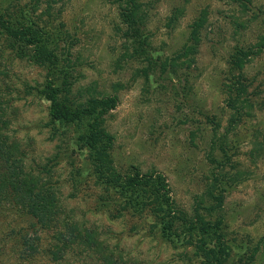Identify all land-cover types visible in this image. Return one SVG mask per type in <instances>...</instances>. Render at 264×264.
Returning <instances> with one entry per match:
<instances>
[{
  "label": "rangeland",
  "instance_id": "1",
  "mask_svg": "<svg viewBox=\"0 0 264 264\" xmlns=\"http://www.w3.org/2000/svg\"><path fill=\"white\" fill-rule=\"evenodd\" d=\"M144 2L148 18L140 42L150 43L153 59L176 55L188 42L192 23L207 10L191 69L162 74L136 57L138 42L128 36L114 0H0V13L35 22L58 55L56 68L38 65L31 48L13 47L0 30V131L15 146L28 177L50 190L59 207L56 226L42 228L12 203L1 206L0 264H203L194 247L166 237L152 216L122 211L116 190L98 182L81 140L91 120L67 124L50 117L42 90L49 81L61 87L64 80L69 89L62 97L74 106L94 97L117 99L104 127L113 136L111 156L122 174L164 175L176 204L188 214L213 173L220 175L222 188L229 186L216 215L224 220L226 264H264V109L256 108L230 134L226 157L211 123L219 122L218 133L224 134L231 114L225 85L236 74L233 54L264 37V0ZM244 76L249 93L264 99V47ZM70 224L82 235L90 232L97 245L80 239L55 260L64 241L58 233ZM27 239L36 252L27 249Z\"/></svg>",
  "mask_w": 264,
  "mask_h": 264
},
{
  "label": "trees",
  "instance_id": "2",
  "mask_svg": "<svg viewBox=\"0 0 264 264\" xmlns=\"http://www.w3.org/2000/svg\"><path fill=\"white\" fill-rule=\"evenodd\" d=\"M144 1L114 0L119 6L123 23L130 28L131 35L128 36L134 42H138L136 57H143L150 68L158 67L162 74L170 72L178 75L186 69H191L195 64V56L200 45L201 31L208 21L207 10H203L199 18L192 23L188 42L176 55L165 60L153 59L147 53L150 43L140 42L142 27L148 18ZM180 13L181 10L178 9L169 22L174 24ZM0 30L10 37L13 47L18 45L21 50L31 48L33 52L31 58L34 63L48 66L50 69L57 67L58 55L48 46V41L44 38L45 32L35 22L27 23L23 19H13L0 13ZM263 47L264 37H261L255 47L248 50L241 48L233 54L232 72L236 74H233L225 85L226 106L231 114L224 134L219 135L221 125L211 119V123L215 125L213 136L223 140L219 149L224 152L225 157L227 150L224 145L228 143L230 134H235L241 124L252 118L256 108L264 109V99L256 101L254 95L249 93L251 84L247 83L244 76L247 64L255 55L263 51ZM144 74L147 76V70H144ZM68 86L66 80L61 87L49 81L42 90L43 95L50 102V117L54 121L67 124L81 122L87 118L91 120L81 140L89 151L98 182L105 186L106 190H116L117 204L122 211L133 209L140 216L143 214L152 216L155 219L154 225L160 226L166 237L182 239L185 244L194 247L196 255L202 258L203 264H226L230 250L223 241L224 220L216 215L223 206V192L229 186L222 188L219 183L222 180L220 175L213 173V178L208 182L205 192L195 197L193 212L188 214L176 204L164 175L158 172L147 174L135 172L124 175L116 169L111 156L113 136L104 127V116L115 108L117 99L94 97L83 105L74 106L67 97H62V93L68 92ZM2 123L4 124L0 115V128ZM212 161L215 162L213 157ZM9 203L30 214L42 228H50L58 223L59 207L54 194L39 186L35 179L28 177L22 159L16 156L15 146L11 145L0 131V207ZM64 229L63 232L58 233V240L64 241H62L63 246L53 253L55 260L60 257L57 256L58 252L80 239L84 245H97L90 232L82 235L75 224L66 225ZM25 243L30 252H36L37 248L29 239Z\"/></svg>",
  "mask_w": 264,
  "mask_h": 264
}]
</instances>
